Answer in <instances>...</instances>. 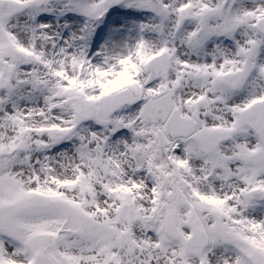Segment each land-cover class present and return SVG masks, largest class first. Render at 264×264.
<instances>
[{
    "label": "snow or ice",
    "instance_id": "snow-or-ice-1",
    "mask_svg": "<svg viewBox=\"0 0 264 264\" xmlns=\"http://www.w3.org/2000/svg\"><path fill=\"white\" fill-rule=\"evenodd\" d=\"M0 264H264V0H0Z\"/></svg>",
    "mask_w": 264,
    "mask_h": 264
}]
</instances>
